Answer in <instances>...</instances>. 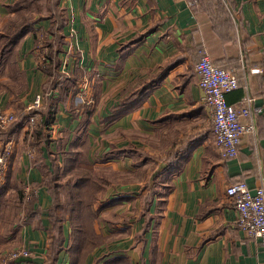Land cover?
<instances>
[{
  "label": "crops",
  "instance_id": "1",
  "mask_svg": "<svg viewBox=\"0 0 264 264\" xmlns=\"http://www.w3.org/2000/svg\"><path fill=\"white\" fill-rule=\"evenodd\" d=\"M17 1L0 0V25L15 15L8 7ZM59 7L65 19L59 44L61 70L65 72L64 55L74 58L72 73L81 58L92 74L98 67L101 88L105 92L113 87V93L104 95L113 98L102 109L103 119L133 83L168 67L162 80L149 87L128 113L111 124L98 115L102 124L113 128L115 147L130 152L114 157L115 168L131 176L122 187L130 191V198L100 202L104 241L84 264H264V247L238 227L237 210L226 191L239 181L252 190L264 184V0H59ZM50 25L48 19L37 22L15 43L13 57L0 65V109L14 111L17 118L27 115V107L43 94L47 78L39 66L35 33ZM134 38L138 40L132 43ZM202 50L238 78L239 88L227 95L229 103L237 104L245 94L255 97L245 121L253 120L256 130L243 136L238 155L231 159L220 153L202 100L195 70ZM73 96L70 92L58 102L54 140L50 152L44 150L45 165L55 158L62 162L60 154H53L59 151L60 138L66 147L78 137L82 146L90 141L96 123L87 130L81 127V117L71 112ZM27 129L25 121L6 143L16 152L0 174L4 217L0 250L27 247L34 255L9 264H45L54 234L48 215L51 195L45 187L36 190L37 212L27 221L22 218L24 206L11 212L6 198L15 191V183L35 185L43 177L33 162L34 151L25 143ZM85 132L89 135L83 141ZM3 143L0 136L1 149ZM118 208L129 209L130 218L121 217ZM63 228L64 246L55 264H70L69 224Z\"/></svg>",
  "mask_w": 264,
  "mask_h": 264
},
{
  "label": "trees",
  "instance_id": "2",
  "mask_svg": "<svg viewBox=\"0 0 264 264\" xmlns=\"http://www.w3.org/2000/svg\"><path fill=\"white\" fill-rule=\"evenodd\" d=\"M19 1L15 4L19 3ZM32 2L39 8L38 14L31 13L32 9H13L15 14L19 13L16 15L18 17H10L11 19L0 29V65L6 59L4 57L5 55L8 58L13 57L15 43L29 31L33 30L37 22L44 19L50 20L51 25L47 31L39 35L35 33L36 49L39 51V56L42 59L39 61V66L47 78L43 85V105L41 108L33 109L29 114L23 115V117L20 116L21 118L19 116L17 118L16 116L13 123L6 129L0 130V136L3 138L4 146L12 139L11 133L13 130L19 128L25 121L28 122L31 116H39L36 124L26 130L25 143L34 151L33 162L35 165L40 166L43 170L42 180L39 183H35V185H30V187L32 191L45 187L51 195L48 215L52 223L51 230L54 234L50 241L51 250L49 251L45 264L56 263L57 255L64 246L65 235L63 227L67 220L71 225L69 229L70 243L68 246L70 264H84L92 251L104 241L102 234H98L94 230V222L102 209L100 212H97L94 208L92 209V205L93 202L98 200L100 193L109 187L110 183H108V180L102 175L101 171L84 166V164H88V154L87 151L83 150L84 147L82 149L78 147L79 137L71 141L68 147L61 145V138L57 140L59 142V151L53 154H60L62 156L61 163H56L55 160L58 159L55 158V160L51 159L49 166L45 165L44 150L46 148L49 153L50 144L54 140L52 137V129L58 112V102L66 100L70 92L75 94L77 92L76 82L80 78H92L90 76L92 73L80 66H77L73 73L66 74L62 72L60 67L59 44L62 39V35L60 34L61 27L65 19L59 7V0H32ZM208 5L209 8L212 6L211 1L208 2ZM49 36H52L53 39H50ZM54 40L55 43L53 42ZM137 40L134 38L132 43ZM167 68L162 66L155 73L151 74L149 78L138 81L136 85L133 83V88L129 90L128 88L125 89L124 92L127 90L128 92L123 94L116 105L111 106L110 114L102 120H106L108 123L114 122L128 113L132 107L143 100L145 91L149 87L162 80L167 72ZM9 86L7 85V87ZM79 107L72 105L71 112L75 117H81L79 122L84 125H80L83 129H86L85 126L91 122L93 109L82 106V111H80L81 108ZM120 152L126 151L123 148L114 146L113 149L104 154L102 159L104 162H107L109 161L108 156L111 153L118 154ZM173 152H170L168 157H171ZM168 164H170V161ZM161 173L162 168L152 177V182ZM57 188L65 189V202L61 200ZM19 194L16 198V206H24V217L22 218L27 221L31 213L37 212V209L34 207L35 198L29 200L24 194V191H20ZM152 194L153 191L151 190L149 195ZM127 198L130 197L127 196ZM123 199L125 200V197ZM116 200L118 199L112 198V201ZM66 214H68V217H66ZM30 258L27 257L24 259ZM20 260L22 259H16L14 261L17 262Z\"/></svg>",
  "mask_w": 264,
  "mask_h": 264
},
{
  "label": "built area",
  "instance_id": "3",
  "mask_svg": "<svg viewBox=\"0 0 264 264\" xmlns=\"http://www.w3.org/2000/svg\"><path fill=\"white\" fill-rule=\"evenodd\" d=\"M199 76V87L202 90V100L209 109L213 132L216 144L221 155L225 159H231L238 155L242 138L247 133L256 130L253 120L250 118L255 97L245 94L237 104L229 103L227 95L239 88L237 77L232 71L216 65L206 50L201 51V56L195 65ZM258 71L257 68L252 69ZM43 96L38 94L32 103L27 107L28 113L33 109L41 108ZM16 119L14 111L0 109V130L6 129ZM39 116H31L27 127L32 128ZM12 153V145L8 144L0 148V174L3 176L8 156ZM30 185H27L25 192L28 198L36 197V191L31 193ZM227 194L233 199L237 210V225L250 237L260 240L264 247V184L252 190L244 181L229 185ZM33 251L27 247H19L4 254V264L33 256Z\"/></svg>",
  "mask_w": 264,
  "mask_h": 264
},
{
  "label": "rangeland",
  "instance_id": "4",
  "mask_svg": "<svg viewBox=\"0 0 264 264\" xmlns=\"http://www.w3.org/2000/svg\"><path fill=\"white\" fill-rule=\"evenodd\" d=\"M15 3L11 7H8V9L9 10L32 9L31 13H33V14H38V12H39V8H37V6L34 5L32 0H23V1L20 0L19 3H17V4H15ZM18 14H15L14 16H12V18L18 17V16H16ZM9 19H11V18H9ZM3 26H4L3 24L0 25V28H2ZM77 50H79V49L75 48V51H77ZM76 56H75V61H77ZM4 57L7 58V55H5ZM72 59L74 60V58L70 55H68V56L64 55L63 56L62 64H63V69L65 70L64 73H66V72L69 74L72 73L71 71L73 69L71 71L69 69L72 66ZM84 61H85L84 58H81L80 62H75L74 65L83 67L85 69L90 68V65H85ZM92 72H93V74L90 75L92 78H89V77L84 78V79L80 78L78 80V82H76L77 83L76 84L77 92L73 96L72 104H74V106H77V107L80 106L79 107V108H81L80 111H82V106L90 107L91 109H93V112L91 115V122L87 126H85V128L87 130L89 126L92 127L91 123H94V124L96 123V126L92 127L93 129H92L91 135L89 137L90 143L87 141L85 146L84 145L82 146L83 142L81 143V140H82L81 139L80 141H78V147H84L83 150L87 151V154H88V156H87L88 157V164H84V166L87 168H90V169H96V170L101 171L102 175L108 180V183H110L109 187L100 193L98 200H96V202H93L92 209L94 208V210H96L97 212H100V210L102 209L100 206V202H102L103 200L107 199V200L111 201L113 198V199H118L116 201L119 202L124 197H127V196L130 197V191L128 189H125L122 187H125L124 184H127L131 181V176L129 175V173H124V172L122 173L115 168L116 160L114 157H115V155H118L119 153L118 154L111 153V155L108 156L109 161H107V162H104L102 159L104 157V154L109 152L115 146L114 145L115 135H114L113 128L110 127L111 125L104 124V123L102 124L98 120V117H99L98 115H100V114L102 115V109H104L103 108L104 105L106 103H108V101H110L113 98L112 95H111V97L104 96L105 92L113 93V87L110 90L107 89V91L104 92V90L101 88L100 83H99L100 80H99L98 67L97 66H96V68L93 67ZM101 115H100V118L103 119V117ZM92 118H94L93 122H92ZM97 121H98V124H97ZM26 123H27V121H26ZM99 123H101V124L99 125ZM111 123H113V122H110V124ZM80 124L82 125V123H80ZM102 127L109 129V132L104 134V131L101 130ZM87 135H89L88 132H85V135L83 137V141L87 140ZM102 136L105 138H101ZM79 143H80V145H79ZM108 143H112V145H108ZM105 145L107 146V149H106ZM15 152L16 151H15V146H14V148H12V153L8 156V162H10L12 160V157H14ZM126 153L130 154V152L128 150L126 151ZM120 173H122L123 176H120ZM27 185L28 184L23 183V182L18 183V184L15 183V187H17V189H15V191L13 193L8 194V196L6 197L10 201L9 202V206H10L9 209L14 208L11 210V212L16 213L15 212L17 209L16 198H17V196L20 195L19 194L20 191H24V194L28 198L29 194H27L25 192V188ZM57 191L59 193V196L61 197V200H63L65 202L66 201L65 189L64 188H57ZM31 193H34V191H31ZM28 199L33 200L34 197H31ZM127 199L129 200V198H127ZM118 209L120 211L121 217H124L127 220L130 218L129 209L128 210H122V208H118ZM58 213H61V212H58ZM99 216L100 215L98 214V217L96 218V220L94 222V230L98 234H100L102 232V229H101L102 224L100 223L102 221L99 218ZM107 216L112 218L111 214H107ZM66 217H68V214H66ZM2 219H4V217L0 216V221ZM65 224H67V225L69 224V228H70L71 225H70L68 220L65 222ZM3 226H4V222L3 223L0 222V229H2ZM6 228L8 231H13V230H10L8 227H6ZM7 241H8V239H4L3 245H5L7 243ZM15 248H18V247L9 246L8 248L4 247L2 249V251L0 250V263L4 264L3 259H5L7 257L4 254L8 253L11 250H14Z\"/></svg>",
  "mask_w": 264,
  "mask_h": 264
}]
</instances>
